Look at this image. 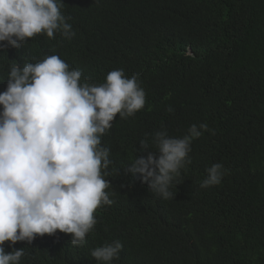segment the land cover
I'll return each mask as SVG.
<instances>
[{"label":"trees","instance_id":"16d2710c","mask_svg":"<svg viewBox=\"0 0 264 264\" xmlns=\"http://www.w3.org/2000/svg\"><path fill=\"white\" fill-rule=\"evenodd\" d=\"M75 32L70 40L40 34L20 48H0V92L8 65L59 55L103 83L123 69L146 94L134 116L117 114L102 137L110 149L106 191L114 202L97 209L86 244L71 235L37 236L21 264H98L92 249L119 240L112 264H264V0H63ZM171 107L173 111L167 109ZM209 129L191 144L163 199L125 169L140 141L156 131L182 137L192 124ZM158 155V154H157ZM221 163V183L201 188L206 169Z\"/></svg>","mask_w":264,"mask_h":264},{"label":"clouds","instance_id":"9594fccd","mask_svg":"<svg viewBox=\"0 0 264 264\" xmlns=\"http://www.w3.org/2000/svg\"><path fill=\"white\" fill-rule=\"evenodd\" d=\"M63 7V0H0V48H20L40 34L54 39L59 33L70 40L75 32ZM33 60L22 67L10 63L0 92V264H21L26 255L24 248L6 252L5 242L31 244L37 236L59 231L71 235L73 246L86 244L97 209L114 202L115 193L106 191L112 162L102 137L117 114L132 117L146 102L138 74L128 78L116 69L103 83H81L82 72L70 69L59 55ZM204 131L215 134L207 123L192 124L182 137L156 131L151 145L158 155L146 136L139 151L147 156H136L125 171L139 174L157 196L173 198V181L191 163V144ZM225 171L221 163L213 164L200 187L220 184ZM122 248L116 240L90 255L98 264H112Z\"/></svg>","mask_w":264,"mask_h":264}]
</instances>
